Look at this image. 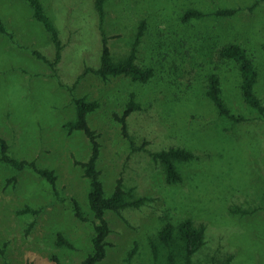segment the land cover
I'll use <instances>...</instances> for the list:
<instances>
[{
  "label": "rangeland",
  "instance_id": "374dc122",
  "mask_svg": "<svg viewBox=\"0 0 264 264\" xmlns=\"http://www.w3.org/2000/svg\"><path fill=\"white\" fill-rule=\"evenodd\" d=\"M39 1L60 42L54 63L51 34L28 2L0 0V139L9 157L52 171L55 182L2 161L0 144V264H82L92 252L96 220L81 166L91 145L67 127L80 98L93 104L86 120L104 195L121 179L126 200H140L105 212L110 231L98 264H153L149 240L188 218L205 227L193 263L264 264V110L244 102L237 63L218 52L229 43L246 50L264 107V0H105L101 21L94 0ZM190 9L200 16L184 19ZM224 9L235 12L217 14ZM103 39L113 61L134 48V63L152 75L103 79ZM211 74L235 119L208 98ZM129 100L138 107L124 130ZM170 147L193 155L175 162L174 183L153 156Z\"/></svg>",
  "mask_w": 264,
  "mask_h": 264
},
{
  "label": "trees",
  "instance_id": "16d2710c",
  "mask_svg": "<svg viewBox=\"0 0 264 264\" xmlns=\"http://www.w3.org/2000/svg\"><path fill=\"white\" fill-rule=\"evenodd\" d=\"M32 8V16L42 22L45 28L50 32L53 43L56 47L55 60L59 57L60 42L57 36V32L46 14L43 12L42 5L39 0H26ZM105 0H94V6L97 10L99 20L103 19L104 10L103 4ZM235 12L234 9H224L218 11L220 15H230ZM193 16H200V13L194 9H190L184 13L183 18L187 19ZM145 23L142 21L138 27L136 33V40L143 34V28ZM0 27L2 24L0 23ZM135 44V43H134ZM219 56L226 60H231L237 63L240 73V89L242 97L245 103L262 112L264 107L261 100L254 92V86L257 82V72L254 68L252 60L249 58L246 50L238 44L229 43L219 48ZM36 55L46 60L41 54L36 52ZM134 48L131 49L128 56L122 61H113L109 48L106 44V40H102V50L100 55V67L97 73L106 79L108 76H129L134 80L145 82L151 75L152 69H142L136 66L134 63ZM47 62L48 61L46 60ZM220 81L216 74H211L207 79L206 94L208 98L213 102L218 112L227 116L230 119H235L229 109L225 106L220 96ZM76 106V119L67 123L69 131L81 130L88 138L91 145V154L86 162L81 163L84 176L89 180V191L87 194V202L93 216L96 220L94 225L95 234L92 237V252L89 253L82 264H98L106 253L105 238L108 235L110 229L104 214L107 210L118 212L120 209L134 205L137 206L140 200L127 201L126 196L130 194L122 187L121 179L116 181L113 191L109 196L104 195L103 185L99 179V171L96 169V161L99 155V144L97 142V136L94 131L89 127L86 115L91 111L93 104L87 103L84 99H74ZM137 105L132 100L126 104V108L123 115L119 117V121L123 125L125 130V117L137 109ZM1 144V160L10 163L17 170L23 169L25 166L31 167L40 176L45 177L47 181L54 185L55 177L52 171L46 169H40L35 166L33 162L25 160H16L8 156L7 144L4 140L0 139ZM154 158L160 161L163 166L164 175L167 183H174L181 179L180 174L176 168V161L190 160L193 155L182 149L170 147L168 149L161 150L155 153ZM78 213V211H77ZM205 236V227L203 224H195L191 219H184L177 225L166 223L157 232L155 239L149 240L151 253L153 256V264H195L192 262V255L203 245ZM58 243H66L61 234L58 235Z\"/></svg>",
  "mask_w": 264,
  "mask_h": 264
}]
</instances>
